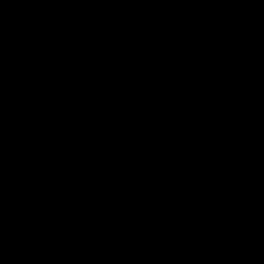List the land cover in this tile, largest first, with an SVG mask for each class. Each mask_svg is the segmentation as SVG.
Returning a JSON list of instances; mask_svg holds the SVG:
<instances>
[{
  "label": "water",
  "instance_id": "obj_1",
  "mask_svg": "<svg viewBox=\"0 0 264 264\" xmlns=\"http://www.w3.org/2000/svg\"><path fill=\"white\" fill-rule=\"evenodd\" d=\"M0 264H264V0H0Z\"/></svg>",
  "mask_w": 264,
  "mask_h": 264
}]
</instances>
